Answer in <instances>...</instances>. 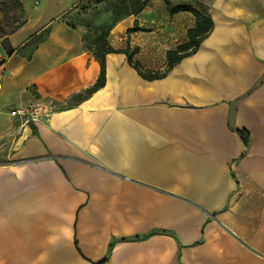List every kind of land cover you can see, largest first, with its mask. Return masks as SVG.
Wrapping results in <instances>:
<instances>
[{
    "label": "crops",
    "instance_id": "crops-1",
    "mask_svg": "<svg viewBox=\"0 0 264 264\" xmlns=\"http://www.w3.org/2000/svg\"><path fill=\"white\" fill-rule=\"evenodd\" d=\"M160 1L111 29L150 71L195 26ZM206 5L211 31L164 76L107 53L104 85L75 102L100 71L80 40L4 57L0 264H264V0ZM37 20L11 44L27 46ZM40 102L30 124L9 112Z\"/></svg>",
    "mask_w": 264,
    "mask_h": 264
},
{
    "label": "rangeland",
    "instance_id": "rangeland-1",
    "mask_svg": "<svg viewBox=\"0 0 264 264\" xmlns=\"http://www.w3.org/2000/svg\"><path fill=\"white\" fill-rule=\"evenodd\" d=\"M26 1L0 0V46L6 52L5 62L9 61L11 56H23L26 59H30L35 53L37 44L39 43L40 45L46 40L76 39L81 41L84 50L92 49L97 35L108 31V27L113 24L112 4L117 0H104L97 3L89 0H34L30 4L31 10L25 7ZM126 2L128 9L134 7V0H127ZM206 2L207 0H173V3L189 4L203 12H205L207 7ZM164 5L162 1L154 4L155 7H163ZM42 7H47L45 10H42L44 11L43 14L40 13ZM121 10L124 11L125 9ZM38 13L39 16L37 17ZM33 19H38L36 23L37 26L39 25V32L31 36L27 46H13L10 36L23 24L29 20L33 21ZM106 41L108 44L112 43L113 46L110 45L115 49H125L128 47L131 50L135 47L131 48L127 40H124L127 41L126 44L125 42L120 45L116 43L115 34H111V30L107 32ZM124 45L125 48L123 47ZM8 52H11L10 55ZM156 71L162 72L164 69ZM1 75H3V72L0 73V79ZM27 91L32 95L35 94L33 86L29 87ZM89 93L87 89L83 93L71 95L63 103L81 100ZM1 147L0 164L6 162L8 154V150Z\"/></svg>",
    "mask_w": 264,
    "mask_h": 264
},
{
    "label": "trees",
    "instance_id": "trees-1",
    "mask_svg": "<svg viewBox=\"0 0 264 264\" xmlns=\"http://www.w3.org/2000/svg\"><path fill=\"white\" fill-rule=\"evenodd\" d=\"M92 2H101L104 0H89ZM127 0H117L112 4V21L113 24L108 27V31L115 25V23L121 18L139 13L143 8H145L151 0H134V7L128 9ZM166 8L169 10L170 14L179 11H189L195 17V26L187 31V40L177 45L175 49H170L166 52V68L162 72L144 70L140 63L137 60H133L132 56L138 51L137 47L132 48L131 50L125 49H115L106 41L107 32H101L97 35L95 43L92 47L94 57L99 61L100 71L96 81L91 85L88 91L91 93L96 89L102 87L105 82V55L112 52H121L127 56V60L130 65H132L138 73L144 78H160L165 75V73L177 62H179L185 56L192 54L199 46L200 42L207 37L209 32L212 29L213 22L210 15L206 12H203L196 7L189 4H179L173 3V0H163ZM121 9H125L122 11ZM134 30V29H133ZM11 52H8L10 55ZM31 122H29L30 124ZM242 141L246 146L249 144L250 134L245 129L237 130Z\"/></svg>",
    "mask_w": 264,
    "mask_h": 264
},
{
    "label": "built area",
    "instance_id": "built-area-1",
    "mask_svg": "<svg viewBox=\"0 0 264 264\" xmlns=\"http://www.w3.org/2000/svg\"><path fill=\"white\" fill-rule=\"evenodd\" d=\"M5 51L0 46V63L4 60ZM10 114L19 120L21 125L28 124L31 121L36 120L41 115L46 114L45 106L41 103H33L28 106L16 107L10 109Z\"/></svg>",
    "mask_w": 264,
    "mask_h": 264
}]
</instances>
